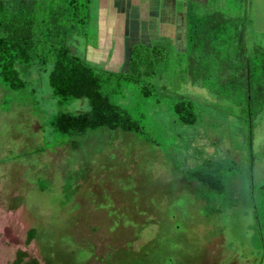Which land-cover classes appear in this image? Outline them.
Wrapping results in <instances>:
<instances>
[{"label": "rangeland", "instance_id": "rangeland-1", "mask_svg": "<svg viewBox=\"0 0 264 264\" xmlns=\"http://www.w3.org/2000/svg\"><path fill=\"white\" fill-rule=\"evenodd\" d=\"M1 1L8 9L16 6L15 0ZM95 2L87 38L75 37L72 44L92 67L124 71L121 57L104 67L114 53L99 32ZM205 10L246 20L248 52L264 48V0H211ZM168 43V58L155 76L104 86L140 120L142 135L55 132L51 122L58 112L87 111L88 101L59 105L48 71L35 65L17 66L24 91L0 86V264H10L19 250L40 264H264L254 209L263 206L264 107L250 116L192 84L185 37ZM181 99L193 102L194 124H182L172 111ZM204 160L227 168L225 193L213 196L186 179ZM30 230L35 238L26 244Z\"/></svg>", "mask_w": 264, "mask_h": 264}, {"label": "trees", "instance_id": "trees-1", "mask_svg": "<svg viewBox=\"0 0 264 264\" xmlns=\"http://www.w3.org/2000/svg\"><path fill=\"white\" fill-rule=\"evenodd\" d=\"M15 5L8 9L0 0V86L11 92L24 91L27 82L17 66L28 69L35 65L48 71V84L59 105L73 99L88 101L87 111L58 112L51 122L55 132L82 137L89 131L109 129L142 135L140 120L115 103L104 86H119L127 80L138 84L155 76L158 65L168 58V41L161 38L151 46L134 45L125 73L99 70L80 57L72 44L75 37L87 38L91 0H15ZM245 21L218 10L200 11L197 5L189 4L184 59L192 84L228 99L253 116L264 107V48L254 46L248 52ZM141 86L143 95L148 96V88ZM171 108L182 124L196 122L192 101L181 99ZM72 146L77 147L75 141ZM226 171L221 162L204 160L186 179L213 196L221 195L228 187ZM259 189L263 206L254 209L263 238L264 183ZM34 238L35 231L30 230L26 244ZM10 264L40 262L19 250Z\"/></svg>", "mask_w": 264, "mask_h": 264}, {"label": "crops", "instance_id": "crops-1", "mask_svg": "<svg viewBox=\"0 0 264 264\" xmlns=\"http://www.w3.org/2000/svg\"><path fill=\"white\" fill-rule=\"evenodd\" d=\"M209 2L211 0H96L95 12L96 20L100 25L99 32H105L112 43L114 53L113 56L108 54L105 59L107 64L104 67L106 69L113 67L115 61L121 57L126 63V69L121 72L125 73L130 51L134 45L140 43L151 46L161 38L171 42L172 38L184 36L186 40L188 5L193 3L200 11H205ZM92 5L93 0L90 6L89 26ZM225 15L235 18L226 13ZM100 37L101 34L97 35V38ZM100 42L101 40L97 41L98 46ZM147 42L151 44L147 45ZM127 54L128 59H126Z\"/></svg>", "mask_w": 264, "mask_h": 264}]
</instances>
